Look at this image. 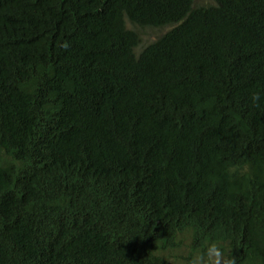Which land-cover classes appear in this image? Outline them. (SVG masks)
<instances>
[{"label":"trees","instance_id":"16d2710c","mask_svg":"<svg viewBox=\"0 0 264 264\" xmlns=\"http://www.w3.org/2000/svg\"><path fill=\"white\" fill-rule=\"evenodd\" d=\"M195 1L0 0V264H264V0Z\"/></svg>","mask_w":264,"mask_h":264},{"label":"rangeland","instance_id":"374dc122","mask_svg":"<svg viewBox=\"0 0 264 264\" xmlns=\"http://www.w3.org/2000/svg\"><path fill=\"white\" fill-rule=\"evenodd\" d=\"M213 4L212 0H196L195 5L196 6H204V5H210ZM127 28L134 30L138 32L140 36V42L139 45L136 48V52H139L145 45H148L149 43L156 40L158 37H160L164 32H166L171 27H165V28H152V27H138L133 24H131L127 20ZM145 44V45H144ZM185 238L181 237L183 239V242L179 247H177L176 250L166 253V258L170 260L172 263L180 264L183 262L184 258H186L189 254V244L191 241L190 235L184 236ZM212 262L213 264H224L225 258L221 256H212Z\"/></svg>","mask_w":264,"mask_h":264},{"label":"clouds","instance_id":"9594fccd","mask_svg":"<svg viewBox=\"0 0 264 264\" xmlns=\"http://www.w3.org/2000/svg\"><path fill=\"white\" fill-rule=\"evenodd\" d=\"M251 99L253 103H256L261 99V93L260 92H253L251 94ZM216 251L215 246L210 245L207 250L203 253L204 257L208 259V264H213L212 262V256L210 253H214Z\"/></svg>","mask_w":264,"mask_h":264},{"label":"bare ground","instance_id":"6f19581e","mask_svg":"<svg viewBox=\"0 0 264 264\" xmlns=\"http://www.w3.org/2000/svg\"><path fill=\"white\" fill-rule=\"evenodd\" d=\"M145 45V44H144ZM146 46V45H145Z\"/></svg>","mask_w":264,"mask_h":264}]
</instances>
